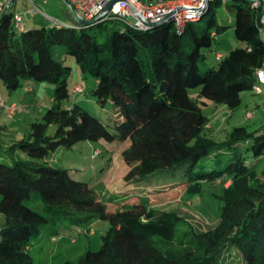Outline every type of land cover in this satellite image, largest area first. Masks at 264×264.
Segmentation results:
<instances>
[{
	"label": "trees",
	"instance_id": "obj_1",
	"mask_svg": "<svg viewBox=\"0 0 264 264\" xmlns=\"http://www.w3.org/2000/svg\"><path fill=\"white\" fill-rule=\"evenodd\" d=\"M223 1L211 0L182 31L167 22L139 29L123 20H114L122 24L120 29H108L105 16L88 25L54 18L49 26L34 23L18 30L10 6L0 15L3 86L12 91L22 79L54 86L51 105L9 146V151H19L28 159L0 162V264H34L30 251L43 229L49 239L60 225H75L92 234L87 226L92 220L109 223L99 247L86 246L61 264H264V164L257 169L264 160V126L249 130L237 125L223 140H215L204 133L208 117L189 95L190 89L199 88V97L233 111L242 105L241 93L252 89L256 70L264 62L260 31L264 0L257 5L255 0H225L234 12V36L240 45L215 58V66L200 70L205 59L201 50L210 48L226 28L218 24L215 12ZM96 32L105 33L102 43ZM57 45L63 46L60 57L54 54ZM67 55L83 75L94 78L89 92L96 103L113 105L111 125L72 101ZM50 125H55L53 134L47 133ZM85 140L129 142L121 152L128 168L122 177L125 186L160 172L167 173L163 180L176 178L173 184L146 187L139 193H164L178 184L197 189L202 181L226 176L229 184L219 195L217 223L195 231L174 211L128 200L135 195L130 191L115 204L111 198L102 199L69 169L45 162L55 149ZM223 150H231L224 166H218L220 158L210 170L197 165L200 158L218 156ZM241 150L250 154L251 162ZM29 201L41 202V211ZM230 247L241 258L232 260Z\"/></svg>",
	"mask_w": 264,
	"mask_h": 264
},
{
	"label": "rangeland",
	"instance_id": "obj_2",
	"mask_svg": "<svg viewBox=\"0 0 264 264\" xmlns=\"http://www.w3.org/2000/svg\"><path fill=\"white\" fill-rule=\"evenodd\" d=\"M36 1L39 7L41 6L40 3H46L45 10L42 11L49 18L57 16L56 18L62 20L64 17L53 6L58 5L56 0ZM25 6L24 0H17L13 14L21 13ZM215 12L218 24L226 25V28L224 32L216 35L210 48L201 50L205 55L203 63L200 64L201 71L215 66L217 63L215 60L216 54L225 56L232 48L240 45L234 36V12L228 7L225 0L216 8ZM33 17L39 20L40 14ZM204 20H206V16L203 17ZM44 24L49 26L50 20L46 19ZM34 25H39V23ZM105 25L108 29H120L122 27L119 21L110 19L105 21ZM96 33L98 42L102 43L105 40V33ZM54 54L56 57H60L63 54V46H55ZM64 63L70 66L71 71L68 87L71 89L76 84H82L85 89L83 94L72 93L74 97L81 102L88 112L99 118L104 124L108 123L111 125L114 113L113 105L110 101H106L104 105H99L89 92L94 86V78L90 75H83L71 55L66 56ZM0 89V91H3V98H10V100L22 105V110L11 116L7 114L5 109L0 110V129H5L1 126L6 125L5 131H0V162L11 164L14 159H28L21 152L16 150L9 151V146L20 138L22 134L26 133L29 123L39 120L42 113L51 105L54 86L47 81L22 79L20 86L12 91L7 90L1 82ZM198 89H190L189 95L192 99L198 101L203 113L208 117V125L204 133L211 138L223 140L227 132L237 125H244L249 130L264 126V96L256 94L253 89L245 90L241 93L242 105L233 111L229 110L224 104H216L210 99L199 97ZM3 98L2 100L4 101ZM248 112H250V116H247ZM108 128L110 127L108 126ZM54 130L55 125H50L47 133L53 134ZM128 145V141L120 142L117 140L110 142L104 140L79 141L70 148L61 147L55 149L44 160L48 165L69 169L75 178L89 182L96 194L102 199L111 198L115 204H118L122 201L118 197L123 196L120 190L123 185L121 179L128 169L122 160L121 152ZM241 151L251 162L253 158L250 154L243 150ZM230 156L231 150H223L218 156L209 154L200 158L197 161V165H201L204 170H210L217 167V158L222 160L218 166H224ZM262 164H264V160L258 164V170ZM108 170L111 172L109 176H107ZM166 174V172L157 173L144 182L137 183L133 189H130V192L141 191L146 187L151 189L159 185L173 184L176 181L175 177L169 176V179H162ZM228 184L229 179L224 176L213 181H202L197 189L186 190L183 184H178L164 193L141 192L142 194L139 193V195L128 197V200L149 203L152 208L158 210L174 211L184 219L187 227L190 226L193 230L199 232L212 228L217 223L222 205L219 195L222 187ZM148 194L149 197H147ZM28 204L41 211V202L29 201ZM87 226L94 231L92 234H88V230H78V226L75 225H60L57 227V234L50 239L47 229H43L37 240L33 242L34 244L30 251L34 264H61L60 262L64 258L72 259L78 256L86 246L90 249H97L100 245L101 236L108 228L109 223L106 220H92L87 223ZM228 252L232 260L241 258L238 251L232 247H230ZM227 257L229 256L225 255V261L229 259Z\"/></svg>",
	"mask_w": 264,
	"mask_h": 264
},
{
	"label": "built area",
	"instance_id": "obj_3",
	"mask_svg": "<svg viewBox=\"0 0 264 264\" xmlns=\"http://www.w3.org/2000/svg\"><path fill=\"white\" fill-rule=\"evenodd\" d=\"M111 0H69V3L77 11V13L84 20H92ZM135 8H137L143 18L149 22H156L163 17H165L171 10L177 6H191L199 7L203 0H128ZM126 0H116L112 3L111 7L106 11V13L100 17L108 20H123L139 29H148L147 24H145L141 18L138 16L132 5ZM211 0H206L202 8L198 9H187L179 8L173 11L169 16L161 21L172 23L178 31H182L183 26L188 21H194L199 18L201 13L207 7ZM258 0L253 2L257 5ZM11 0H0V15L10 6ZM29 13L36 14L40 13L46 19L53 20L54 18H49L41 9L31 3L29 8ZM194 11V12H188ZM98 18V19H100ZM24 16L22 13H15L13 15L14 25L18 30L24 29ZM97 20V19H96ZM264 23V18L261 19ZM261 32H264V28H260ZM221 55L216 54L215 58H220ZM252 89L256 94H264V62L256 70V80ZM74 93L82 92V86L76 84L73 88ZM6 110L8 115H14L17 111L22 110V105L16 102L6 104L0 98V109ZM92 232V231H91Z\"/></svg>",
	"mask_w": 264,
	"mask_h": 264
},
{
	"label": "crops",
	"instance_id": "obj_4",
	"mask_svg": "<svg viewBox=\"0 0 264 264\" xmlns=\"http://www.w3.org/2000/svg\"><path fill=\"white\" fill-rule=\"evenodd\" d=\"M25 1V3H26V6H25V8L22 10V12L21 13H23L24 14V27H25V29L26 28H28L31 24H34V23H39V24H44V22L46 21V18L45 17H43V15H41L40 13H36V14H31V13H29V8H30V4L32 3V4H34L35 6H37V1L36 0H24ZM57 2H58V5H53L55 8H57V10H59L60 11V13H62L63 15H64V17L62 18V20L61 21H63V22H66V23H70V24H73V25H79L78 23V20L76 19V17L74 16V14L72 13V11H71V9L68 7V5H66L63 1H61V0H56ZM16 4H17V0H11V3H10V9H11V11L13 12V10H14V7L16 6ZM41 4V6L39 7V6H37L39 9H41V10H45V7H46V3H40ZM13 7V8H12ZM50 7H52V6H50ZM15 12V11H14ZM37 14H40V19L38 20V19H36L35 17H33V16H35V15H37ZM28 16V17H27ZM57 16H54V18H56ZM58 19V18H57ZM40 20H42L41 22H40ZM45 25V24H44ZM1 90V89H0ZM78 94V93H77ZM81 94H83V93H81ZM258 95H262V96H264V94H258ZM0 98L2 99L3 98V91H0ZM71 98H72V101H74V102H77V103H79L81 106H82V104H81V102L79 101V100H77L75 97H74V95L73 94H71ZM4 99V102L5 103H12V102H15V101H13V100H10V98H3ZM51 101H52V98H51ZM64 105H67V103H65ZM1 109H3V108H1ZM0 109V110H1ZM247 116H250V112H248L247 113ZM2 128H5L6 129V125L5 126H1ZM5 129H0V131H5ZM17 152H19V151H17ZM111 172H109V170H108V174H107V176H109V174H110ZM121 183L123 184L122 185V187H121V195H124L125 194V192H128V191H130V189H133L134 188V185H131V186H125L124 185V183L122 182V179H121ZM134 192V194L135 195H139V192H136V191H133ZM142 194V193H141ZM116 197V196H115ZM131 197V196H130ZM147 197H149V194L147 195ZM119 198V197H118ZM120 198H122V197H120Z\"/></svg>",
	"mask_w": 264,
	"mask_h": 264
},
{
	"label": "water",
	"instance_id": "obj_5",
	"mask_svg": "<svg viewBox=\"0 0 264 264\" xmlns=\"http://www.w3.org/2000/svg\"><path fill=\"white\" fill-rule=\"evenodd\" d=\"M61 1H63L66 5H68V7L71 9V11H72V13L74 14V16L76 17V19L78 20V24L79 25H88V24H90V23H92L94 20H96V19H98V18H100V17H102L105 13H106V11L111 7V5H112V3L114 2V1H116V0H111L92 20H84L78 13H77V11L73 8V6L67 1V0H61ZM126 1H128V0H126ZM205 1L206 0H203L202 1V4H201V6H199V7H191V6H185V5H182V6H177V7H175L173 10H171L165 17H163L162 19H160V20H158V21H156V22H149V21H146L144 18H143V16L141 15V13H140V11L137 9V8H135L129 1V3L132 5V7L134 8V10L136 11V13L138 14V16L141 18V20L145 23V24H147L148 25V27H154V26H156V25H159V24H161V21L163 20V19H165L167 16H169L173 11H175V10H177V9H179V8H187V9H200V8H202V6H203V4L205 3ZM188 12H194V11H188Z\"/></svg>",
	"mask_w": 264,
	"mask_h": 264
}]
</instances>
